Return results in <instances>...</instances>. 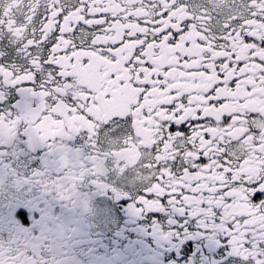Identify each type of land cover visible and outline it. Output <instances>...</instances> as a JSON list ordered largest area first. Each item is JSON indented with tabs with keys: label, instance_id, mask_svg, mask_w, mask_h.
<instances>
[{
	"label": "snow or ice",
	"instance_id": "obj_1",
	"mask_svg": "<svg viewBox=\"0 0 264 264\" xmlns=\"http://www.w3.org/2000/svg\"><path fill=\"white\" fill-rule=\"evenodd\" d=\"M21 129L49 170L0 181L72 203L110 177L264 264V0H0V143ZM49 237L0 223V264H48Z\"/></svg>",
	"mask_w": 264,
	"mask_h": 264
},
{
	"label": "flooded vegetation",
	"instance_id": "obj_2",
	"mask_svg": "<svg viewBox=\"0 0 264 264\" xmlns=\"http://www.w3.org/2000/svg\"><path fill=\"white\" fill-rule=\"evenodd\" d=\"M11 94L19 98L16 92ZM80 143L75 139L70 146ZM49 159L48 145L30 138L23 129L0 143V170L8 165L21 177L48 171ZM104 183L109 184L107 189L82 186L76 200L68 203L43 187L18 186L5 174L0 181V223L14 222L34 236L49 232L62 238L53 246L49 237L42 257L48 264H176L177 259L181 264H225L229 259L226 247L211 246L197 231L198 225L189 227L174 219L175 213L161 209L141 212L134 192L119 187L117 195L111 190L115 181L109 177ZM18 201L34 206L24 220L12 210Z\"/></svg>",
	"mask_w": 264,
	"mask_h": 264
}]
</instances>
